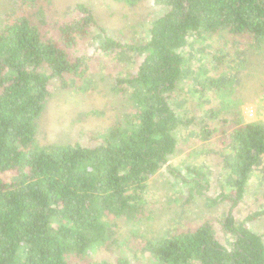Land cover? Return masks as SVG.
Returning <instances> with one entry per match:
<instances>
[{
    "label": "trees",
    "instance_id": "trees-1",
    "mask_svg": "<svg viewBox=\"0 0 264 264\" xmlns=\"http://www.w3.org/2000/svg\"><path fill=\"white\" fill-rule=\"evenodd\" d=\"M19 1L38 10L46 0ZM154 1L164 13L140 40L108 36L84 4L58 23L15 15L0 24V264H264V234L250 227L264 209L240 222L233 214L264 159V123L245 121L246 98L235 88L240 77L222 68L232 55L226 46L203 55L196 69L184 55L187 45L214 36L264 50V0ZM94 29L103 37L90 53L84 42ZM93 53L122 56L105 69L128 114L97 142L39 147L38 120L53 84L87 89ZM210 64L219 73L211 74ZM212 93L219 101L202 109L200 99ZM181 129L220 136L231 189L220 197L231 206L200 224L142 237L136 248L125 245L134 259L128 258L108 217L136 222L148 215L147 182L176 153ZM202 179L194 174L191 196L202 193ZM101 250L118 255L98 260Z\"/></svg>",
    "mask_w": 264,
    "mask_h": 264
},
{
    "label": "rangeland",
    "instance_id": "rangeland-1",
    "mask_svg": "<svg viewBox=\"0 0 264 264\" xmlns=\"http://www.w3.org/2000/svg\"><path fill=\"white\" fill-rule=\"evenodd\" d=\"M78 4L89 6L107 35L123 42L147 37L152 22L164 13V8L154 0H46L38 10L19 0H0V24L15 15H28L36 23L42 19L49 24L58 23L68 18ZM102 37L100 31L94 29L91 38L84 42L85 48L91 53L100 44ZM227 38L225 41L223 37L214 36L201 39L196 44L191 39L193 44L184 48V55L191 54L188 55V63L196 69L200 66L203 55L224 52L226 46V51L229 49L232 55L226 58L227 63L222 68L228 76L233 77L238 73L240 78L236 81L235 88L240 89V95L246 98L242 105L244 111L245 106L256 102L264 91V50L249 52L239 39ZM121 57L93 53L90 62L93 70L88 76L92 83L87 89L53 84L52 95L38 120L36 144L39 147L48 148L59 143H94L108 134L110 126L117 119H124L128 111L122 108L123 102L115 94L109 70L105 69L107 64L124 62L119 60ZM202 61L207 59L203 58ZM212 65H209V72L219 73L210 69ZM187 77L185 82L189 85L192 83V76ZM218 101L219 98L213 93L206 101L200 99L202 109L213 107ZM195 102L197 104L195 99H191L192 106ZM178 139L176 153L147 182L145 196L148 215L136 222L112 215L108 217L113 223L114 236L118 239L116 246L128 258L134 259L133 253L125 245L131 249L136 248L142 237L156 239L171 233L176 226L200 224L209 217L225 215L231 206L229 200L222 201L223 197H220L221 192L229 194L231 190L225 185L227 168L224 154L227 150L222 146L220 136L214 134L204 138L198 129H181ZM196 172L203 175L202 183L205 187L201 188L202 193L191 196L190 190L194 182L192 185L190 181ZM208 196L217 201L207 200ZM262 209L264 159L252 172L245 195L233 209V214L240 222ZM250 225L254 231L264 234V216ZM123 240L127 243L123 244ZM117 255L118 253L105 250L94 254L98 260H114ZM138 257L145 262L143 253L138 254Z\"/></svg>",
    "mask_w": 264,
    "mask_h": 264
},
{
    "label": "built area",
    "instance_id": "built-area-1",
    "mask_svg": "<svg viewBox=\"0 0 264 264\" xmlns=\"http://www.w3.org/2000/svg\"><path fill=\"white\" fill-rule=\"evenodd\" d=\"M243 112L247 123L256 121L264 123V91L260 94L256 102L247 104Z\"/></svg>",
    "mask_w": 264,
    "mask_h": 264
}]
</instances>
